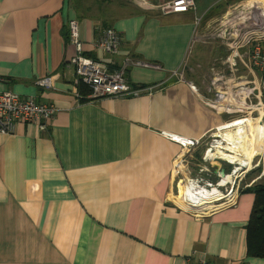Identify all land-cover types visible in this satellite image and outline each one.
Wrapping results in <instances>:
<instances>
[{"label": "crops", "instance_id": "1", "mask_svg": "<svg viewBox=\"0 0 264 264\" xmlns=\"http://www.w3.org/2000/svg\"><path fill=\"white\" fill-rule=\"evenodd\" d=\"M169 1H136L140 10L94 17L81 0H0V92L56 109L45 131L21 123L0 134V264H264L247 256L251 194L202 215L173 199L176 163L191 158L181 143L196 149L230 123L243 128L251 119L243 89L257 98L261 74L249 63L250 43L234 48L226 60L232 75L212 96L183 79L195 21L215 19L228 1L195 0L196 10L164 15L157 6ZM72 19L86 56L151 92L78 99L68 65ZM108 27L121 37L113 56L95 49ZM255 29L258 40L262 22ZM49 76L51 89L36 85ZM227 137L221 143H232ZM208 147L198 161L221 180L229 150Z\"/></svg>", "mask_w": 264, "mask_h": 264}, {"label": "rangeland", "instance_id": "2", "mask_svg": "<svg viewBox=\"0 0 264 264\" xmlns=\"http://www.w3.org/2000/svg\"><path fill=\"white\" fill-rule=\"evenodd\" d=\"M136 1L142 2V0H81L80 6L83 10L88 9V14L94 17H101L102 15L112 17L129 14L135 9L140 10V7L134 3ZM225 1L228 2L224 10L215 19L213 18V20L211 19L206 23L201 21V19L198 20L199 22L195 21L193 29L194 35L191 36L192 43L188 48L181 71L183 79L194 83L199 91L203 88V91H206L208 95L211 94V96L212 90L214 92L217 91V86H221L222 88L224 86L223 82H226L232 75L231 68L226 65V60L232 56L234 48L238 47L239 49V45L245 43V40H243L244 37L247 33L253 32L259 22H262V27H264V21H260L257 18L260 11H256L255 7L257 4L254 0ZM194 10H196V2ZM236 68L240 70V77L245 79V71L240 66ZM243 82L242 80H237V86L240 89L237 86L236 88L239 92L243 89V86H241ZM238 105L243 106L241 104ZM250 117L251 120L246 125L254 124V117L252 115ZM228 133H234V131L225 130V128L220 131L216 130L206 137L204 142L198 146L200 148L197 147L194 149L192 146L188 147L189 151L185 155H191V158H182L176 163L173 195H175L176 185L180 189L187 188V186L193 183L205 189L217 188L225 198H227L226 196L230 198L232 195L236 197L242 189L250 188L252 185H264V142L262 144V150L257 152L258 155L251 161V169L245 171L240 166L242 165L243 157L241 155L229 154L232 149H229L226 143H221V138L227 137ZM207 145H209L208 150L210 152L217 151L218 147L229 150L228 152L224 151V157L229 160L227 163L224 162L225 165L223 167L225 177L229 179L225 184L222 183L223 178L221 180L220 178H216L207 162L198 161L199 157L197 156L199 152L206 148ZM235 157L238 160H232ZM225 198L224 200L213 202L211 209L224 207L220 206V204L226 202L227 199ZM171 200H173L172 195ZM206 212L208 211L206 210Z\"/></svg>", "mask_w": 264, "mask_h": 264}, {"label": "built area", "instance_id": "3", "mask_svg": "<svg viewBox=\"0 0 264 264\" xmlns=\"http://www.w3.org/2000/svg\"><path fill=\"white\" fill-rule=\"evenodd\" d=\"M256 3V2H255ZM256 11H260L262 18V9L257 8L260 4L256 3ZM158 10L164 14H172L195 9V0H171L160 3ZM197 22H199L197 20ZM255 29V28H254ZM255 29L253 32L246 34L243 45L252 44L249 51V63L261 74V83L258 90V96L252 97V89L248 86L243 89L246 96L247 110L252 115L254 124L264 128V45L260 41L264 39V30L258 40L254 39ZM69 42L73 48V56L68 65L74 71L73 84L75 87L76 97H81L78 88L85 87L89 93L85 96L88 103H95L105 98H134L142 93H150L152 88H136L126 83L122 74L111 68L110 64L103 61L88 57L83 50V41L79 22L75 19L68 21ZM121 47L120 34L113 28H103L95 42V49L100 50L108 56L115 55ZM52 77H45L36 82V85L45 90L52 88ZM193 91L195 88L191 87ZM215 100L218 99L216 95ZM56 109L53 106L40 104L31 99H22L17 94L10 92H0V134L9 135L14 133L18 124L29 123L37 124L41 130H46L49 123L53 120ZM247 118V117H246ZM251 120V119H250ZM241 124V123H240ZM183 148L195 145V143L183 142ZM232 149V143L227 144ZM230 154V153H229ZM229 156V155H228ZM220 206L231 204L235 197L233 195ZM222 198L221 200H224ZM215 202V201H214ZM209 211L210 209L203 208ZM206 210L202 211L206 213ZM198 264H212L202 261Z\"/></svg>", "mask_w": 264, "mask_h": 264}, {"label": "bare ground", "instance_id": "4", "mask_svg": "<svg viewBox=\"0 0 264 264\" xmlns=\"http://www.w3.org/2000/svg\"><path fill=\"white\" fill-rule=\"evenodd\" d=\"M257 8L262 9V14H264V5L260 4ZM239 123L242 122L230 123L225 127V130L234 131V133H228V138L232 142L233 155H241L243 160L242 165L240 166L245 171H249L251 169L252 159L258 155L257 152L262 150V144L264 142V128L257 124L246 125L247 123L243 124L244 128H241L238 126ZM232 160H238V158L235 157V159L232 158ZM227 180H229L228 177H223L222 183L225 184ZM174 193L175 195H178H173V199L176 203L185 208L197 211V213L201 215L205 213L202 211L206 210L203 208L211 209L214 201L224 198V195L219 191V189H205L197 184H190L187 188L180 189L179 186L176 185Z\"/></svg>", "mask_w": 264, "mask_h": 264}, {"label": "trees", "instance_id": "5", "mask_svg": "<svg viewBox=\"0 0 264 264\" xmlns=\"http://www.w3.org/2000/svg\"><path fill=\"white\" fill-rule=\"evenodd\" d=\"M209 18L211 16L207 17V19ZM78 91L84 98L89 93L83 86H80ZM240 194H251L253 197L252 208L246 225L247 256L264 259V185H252L250 188L242 189Z\"/></svg>", "mask_w": 264, "mask_h": 264}, {"label": "water", "instance_id": "6", "mask_svg": "<svg viewBox=\"0 0 264 264\" xmlns=\"http://www.w3.org/2000/svg\"><path fill=\"white\" fill-rule=\"evenodd\" d=\"M220 176L221 177H224L225 176V174H224V170H221V172H220ZM197 212V211H196Z\"/></svg>", "mask_w": 264, "mask_h": 264}, {"label": "flooded vegetation", "instance_id": "7", "mask_svg": "<svg viewBox=\"0 0 264 264\" xmlns=\"http://www.w3.org/2000/svg\"><path fill=\"white\" fill-rule=\"evenodd\" d=\"M224 174H225V170H224Z\"/></svg>", "mask_w": 264, "mask_h": 264}]
</instances>
